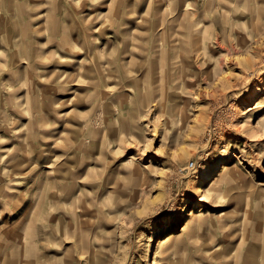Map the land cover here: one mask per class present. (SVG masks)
Segmentation results:
<instances>
[{"label":"rangeland","instance_id":"rangeland-1","mask_svg":"<svg viewBox=\"0 0 264 264\" xmlns=\"http://www.w3.org/2000/svg\"><path fill=\"white\" fill-rule=\"evenodd\" d=\"M262 184L264 0H0V264H264Z\"/></svg>","mask_w":264,"mask_h":264},{"label":"bare ground","instance_id":"bare-ground-1","mask_svg":"<svg viewBox=\"0 0 264 264\" xmlns=\"http://www.w3.org/2000/svg\"><path fill=\"white\" fill-rule=\"evenodd\" d=\"M199 49L198 48H196V51H198ZM169 70V69H168ZM248 109V108H247ZM245 110V112H242L243 113V115H245L247 112H249V111H251L250 109H248V110ZM131 159V158H130ZM224 173V172H223ZM262 185H264V184H262ZM51 214V213H50ZM190 219L187 221V223H191L194 219H197V217L199 216V214H195V213H191L190 215ZM46 223H47V221H46ZM186 224L183 226V228H182V231H185V230H187L186 229ZM177 236V235H176ZM173 238H176L175 236H174V234H169L168 236H166V237H164L161 241H160V243H162V245L163 244H166V243H169ZM161 245V246H162Z\"/></svg>","mask_w":264,"mask_h":264},{"label":"built area","instance_id":"built-area-1","mask_svg":"<svg viewBox=\"0 0 264 264\" xmlns=\"http://www.w3.org/2000/svg\"><path fill=\"white\" fill-rule=\"evenodd\" d=\"M190 166H192V164H190Z\"/></svg>","mask_w":264,"mask_h":264}]
</instances>
